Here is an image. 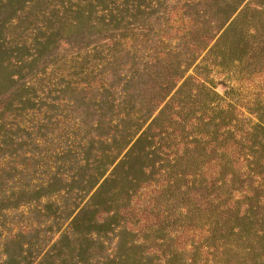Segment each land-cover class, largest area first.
Listing matches in <instances>:
<instances>
[{
  "label": "trees",
  "instance_id": "obj_1",
  "mask_svg": "<svg viewBox=\"0 0 264 264\" xmlns=\"http://www.w3.org/2000/svg\"><path fill=\"white\" fill-rule=\"evenodd\" d=\"M245 1L214 3L211 41L236 25ZM200 2L183 0L182 9ZM174 3L0 0V235L3 219L20 209L34 217L26 234H15L26 240L19 253L4 251L6 264H151L143 245L126 243L132 233L122 215L136 188L162 169L154 158L168 161L165 133L152 131L183 89L185 70L175 66L173 79L160 78L159 90L139 82V97L131 91L134 74L116 77L123 57L115 48L128 46L124 55H136L158 36L165 7ZM79 133L96 136L71 146ZM164 168L167 174L170 167ZM169 174L174 185L177 173ZM64 222L53 242L44 239ZM113 236L114 252L101 256Z\"/></svg>",
  "mask_w": 264,
  "mask_h": 264
},
{
  "label": "rangeland",
  "instance_id": "obj_2",
  "mask_svg": "<svg viewBox=\"0 0 264 264\" xmlns=\"http://www.w3.org/2000/svg\"><path fill=\"white\" fill-rule=\"evenodd\" d=\"M199 1L185 11L183 0L165 7L158 36L136 55H124L128 46L115 48L123 57L116 77L134 74L131 91L139 97L144 96L141 86L134 89L139 82L159 90L160 78L173 79L175 66L185 70L183 89L152 131L165 133L168 161L154 158L162 169L132 194L122 215L132 233L125 239L143 245L139 250L151 264H264V0H246L236 25L214 41L210 26L220 0ZM90 135L96 133H79L71 146ZM164 167H170L168 175ZM170 170L177 173L174 185ZM26 212L2 221V264L4 251L17 255L26 241L15 235L34 223ZM60 224L45 233L46 241L57 238L65 222ZM111 238L101 256L114 252L116 236Z\"/></svg>",
  "mask_w": 264,
  "mask_h": 264
}]
</instances>
